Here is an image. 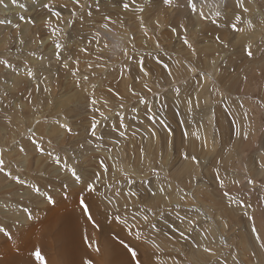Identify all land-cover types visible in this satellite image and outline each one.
Wrapping results in <instances>:
<instances>
[{
    "label": "rangeland",
    "instance_id": "1",
    "mask_svg": "<svg viewBox=\"0 0 264 264\" xmlns=\"http://www.w3.org/2000/svg\"><path fill=\"white\" fill-rule=\"evenodd\" d=\"M185 2L176 0L173 8L161 0H81L83 8L72 0L0 4V61L10 65L0 64V150L5 171L26 182L0 172V227L11 236L0 234V264H7L10 249L14 263L30 253L42 224L62 220L81 199L92 202L89 227L81 208V229L94 237L79 245L86 259L71 256L70 264H135L129 248L140 264H264V0H195L205 20ZM104 16L113 21L107 29L99 27ZM188 100L199 107L189 111ZM93 119L101 139L89 135ZM56 156L84 182L74 184ZM101 160L108 173L88 192L93 172H103ZM170 226L191 228L189 240L178 241ZM45 246L38 249L40 264H64L60 245L45 240Z\"/></svg>",
    "mask_w": 264,
    "mask_h": 264
},
{
    "label": "snow or ice",
    "instance_id": "2",
    "mask_svg": "<svg viewBox=\"0 0 264 264\" xmlns=\"http://www.w3.org/2000/svg\"><path fill=\"white\" fill-rule=\"evenodd\" d=\"M3 3H4V0H0V4H3ZM12 3H13V4H16V3H17V0H12ZM72 3H73L74 6H76V7H78V8H83V7H85V5L81 3V0H72ZM132 3L135 4V0H132ZM161 3H162L163 6H165L166 8H173V7H177V6H178V5L176 4V0H161ZM185 6H186L187 8L190 9L191 14H193V15H198L199 18H200L201 20H205V19H207V17L205 16V14H204L203 11H198V9H197V4H196L195 0H186V2H185ZM21 7H23V5H21ZM122 7H123L124 10L127 11V10L130 9V4H129V3H122ZM44 8H46L49 12L52 11V9H51V5L48 4V3H45V4H44ZM139 11H140V12H143V11H144V8H140ZM54 14H55L56 16H59V15H60L59 12H56V13H54ZM72 15L75 16L76 13L73 12ZM89 15H91V13H89ZM217 15H219V13H217ZM236 19H237V21H239V17H236ZM103 21H106L107 23H103V22H101V23L99 24V27H100V28H104V29H107V28H108V24H110V23L113 22L112 19H111V16H104V17H103ZM0 23H2V21H0ZM140 23H141V27L144 28V24H143V20H142V19H141ZM212 23H216V22H215V21H212ZM157 26H158V24H157ZM181 27H183V25H181ZM232 28H233L234 30H236V29H237V25H236V24H232ZM173 31H175V29H173ZM185 31H186V29H185ZM144 35H145V36L148 35V32H147V29H146V28H144ZM133 39H134V37H133ZM216 39H217V41H219L220 38L217 37ZM183 43H184L186 46H188L189 48H191V45L189 44V41L187 40V38H185V39L183 40ZM133 46H134V45H133ZM157 47H159L158 44H157ZM55 48H56V50H57L56 53H55L56 58H57V60H60V58H61V52H60L61 45H60L59 43H56V44H55ZM194 51H195V50L193 49V52H194ZM124 54L127 55V52H125ZM248 55H249L250 57L253 55V53L251 52V50L248 51ZM138 63H139L140 71L143 73V75H144L145 77H148V76L150 75V72L147 71V70L145 69L143 61H139ZM156 63H157V64H162V67H163L165 70H168L167 74H168V75H172V72L170 71V68H169V65H168V64L162 63V61H161L160 59H157V60H156ZM0 64H3L4 67H9V66H10V65H9V62L6 61V60L0 61ZM63 66H64L65 68H67V67H68V64H67V63H64ZM28 75L31 76L32 73L29 72ZM72 75L75 76V75H76V72H73ZM83 79H84V80H87L88 77H87V76H84ZM77 86H79V83L77 84ZM145 87H147V85H145ZM46 91H47V89H46ZM148 91H151V88H149ZM175 91H176L177 95L179 96V94H180V90H179V89H176ZM93 95H94V93H93ZM86 102H88V101H86ZM141 102H144V101H141ZM90 103H91L93 106H95L96 103H97V101H96V99H91V100H90ZM145 103H146V102H145ZM187 106H188V110L191 111V110L193 109V106H195L196 108H198V107H199V103L196 102L195 105H194L192 100H188V101H187ZM102 115H103V114H102ZM105 118H106V117H105ZM149 119H152V118L149 117ZM153 122L155 123V121H153ZM37 123H39V121H37ZM182 123H183V122H182ZM59 126H60V128L64 129L65 132H66L67 134L70 135V134L72 133V128H71L70 126H68L67 124H60ZM120 126L123 127V123H122V122H121V125H120ZM97 127H98V122L95 121V119H93V120L90 122V126H89V129H88V132H89V135H90L91 137H94V138H96V139H101L102 137H99V136L97 135V131H96V130H97ZM168 134H169V135H172V130H171L170 128L168 129ZM121 135H124V133H121ZM151 135L154 136L155 133L152 132ZM183 136H184V138L186 139V138L188 137V133H187V132L183 133ZM245 138H247V137L245 136ZM197 139H199V137H197ZM33 143L36 145L37 151H40V152L43 154V152H44L43 147H41L40 145L36 144L35 141H33ZM202 146H203L204 148L207 147V140H204V141H203ZM23 150H24V149H21V151H23ZM3 155H4L3 150H0V172H3V173H4L9 179H14L15 182L18 183V184H26V182L22 181V180L20 179V177H18V176H17V177H13V176H12V173H10V172H6V171H5V161H4V159H3ZM49 155H52V154L49 153ZM185 158H189V157L186 155ZM190 159H191L194 163H197V164L199 163V160H198V158H197L196 156H191ZM54 162H55V164H56L57 166L63 165V168L60 169V170L66 171V172L70 175V177H71V179H72V181H73L74 184H81V183L84 182V181H83V176H82V174L79 173L75 167H73V168H68V166H67V162H66V161H62L61 158H60L59 156L54 157ZM99 167L103 170V172H100V171H95V172H93L92 176L89 178V181H90V182H88V183L85 184V188H86V190H87L88 192H92V191H94V190H95V184H96L97 182H99V181L102 179V176H103V175H107V173H108V168L105 166V164H104V162H103L102 160H101L100 163H99ZM262 167H264V165H262ZM215 178H216L217 181H219L220 187L223 188V187H224V181H223V179H221V177H220L219 170H216V172H215ZM125 179H126V181H127L129 184H133V183H135V180L132 179V178H130V177H125ZM248 183H249V184H252L253 181L250 179V180H248ZM68 187H69L68 184H65V185H64V188H65V189H67ZM34 191H35L37 194L40 193V189H39L38 187L35 188ZM159 191H160L161 193H163V192H165L166 190H165V189H160ZM127 195H128V196H135L136 193H135V192H129V193H127ZM151 195L154 197V196H156V193H155V192H152ZM224 196H229V194H228L227 192H225V193H224ZM44 199L46 200V202H47L48 204H52V203H54V198H53L52 195H45V196H44ZM232 202L235 203L234 200H233ZM80 206H81L82 211L84 212V214L87 216V218H88L89 220H92V216H91V214H90V208H89V206L87 205V203H86L83 199L80 200ZM228 206H231V205L229 204ZM24 211H25V212H28L27 209H24ZM27 218H28V219H31V218H32V216H31V212H28V216H27ZM180 219H181V222L183 223V219H184V218H180ZM249 219H253V217H249ZM143 221H144V223H146V224L149 222V218H148L147 215H144V216H143ZM188 223L191 224L192 222L189 220ZM150 227L153 228V229H155V228H156V225H155V224H151ZM170 228H171V232H172V233H174V234H175V233H178V236L176 237V239H177L178 241H187V240H189L190 237H189V235L186 234V233H190V232L192 231L191 228L180 229L179 227H172V226H170ZM252 232L255 234V238H256L258 241L262 239V237L258 234V230H257V228L255 227V224H253ZM0 234H3V236H5V237L11 239V236H10L9 232L6 230L5 227H0ZM130 234H131V230H130ZM165 235L167 236V239H168L169 241H173V237H172V236H168L167 234H165ZM137 236H139V233H137ZM260 246H261L262 248H264V243H261ZM126 247H127V246H126ZM157 247H158V246H157ZM98 250H99V249L97 248V251H98ZM128 250H129V252L131 253L132 260L135 261V264H140V261H139L138 256H137V252H136L135 250L131 249V248H129ZM205 251H206V252H209V253L212 254V255L215 254V253H213V252L211 251V249H208V248H206ZM35 256H36L37 259H40V260L43 259V258L41 257V255H40L39 252H36V253H35ZM85 264H90V261H86Z\"/></svg>",
    "mask_w": 264,
    "mask_h": 264
},
{
    "label": "bare ground",
    "instance_id": "3",
    "mask_svg": "<svg viewBox=\"0 0 264 264\" xmlns=\"http://www.w3.org/2000/svg\"><path fill=\"white\" fill-rule=\"evenodd\" d=\"M35 7L29 8L34 9ZM92 202L90 200L88 206H91ZM92 207V206H91ZM90 208V207H89ZM93 211V209H92ZM80 214H81V207L79 208H73L70 211H67L62 220L60 218H57L54 220H46L47 222H44L43 229L40 232L41 236L40 239L34 242V240L30 239H25L30 241V245L34 242L35 245L34 248H31L32 251L28 254H22L20 256H17L19 259L17 263H14V255H15V249H10L8 252H6V255H11V257L7 260V264H40V259H37L35 256L36 252H39L38 249L44 250L45 246V240L51 241V242H56L58 245L61 246V254L60 257L63 261L64 264H70L69 258L71 256H76V259H81L85 260L86 255L84 253L79 254L78 249L79 245L82 244L84 245L86 243V240H91L94 237V233L90 232L89 229H84L82 230L81 227L83 228L84 225L81 224L83 221L80 219ZM96 214V212H95ZM83 215L85 217L86 223L88 227L90 226L91 222L88 218H86V215L83 212ZM87 231V232H86ZM39 234V235H40ZM39 237V236H38ZM33 243V244H34ZM81 245V246H82ZM76 249L73 253L72 250ZM84 250H87L85 248ZM40 254L42 252H39ZM48 259V258H47ZM46 259V260H47ZM49 260V259H48ZM52 261H48V264H51ZM120 263V261L115 260L114 264Z\"/></svg>",
    "mask_w": 264,
    "mask_h": 264
}]
</instances>
